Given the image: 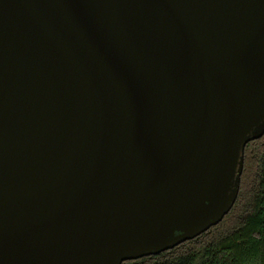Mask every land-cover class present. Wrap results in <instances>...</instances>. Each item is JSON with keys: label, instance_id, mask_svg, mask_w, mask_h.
<instances>
[{"label": "water", "instance_id": "95a60500", "mask_svg": "<svg viewBox=\"0 0 264 264\" xmlns=\"http://www.w3.org/2000/svg\"><path fill=\"white\" fill-rule=\"evenodd\" d=\"M263 133L264 0H0V264L194 239Z\"/></svg>", "mask_w": 264, "mask_h": 264}, {"label": "trees", "instance_id": "16d2710c", "mask_svg": "<svg viewBox=\"0 0 264 264\" xmlns=\"http://www.w3.org/2000/svg\"><path fill=\"white\" fill-rule=\"evenodd\" d=\"M122 264H264V133L245 145L239 192L221 222L172 249Z\"/></svg>", "mask_w": 264, "mask_h": 264}, {"label": "rangeland", "instance_id": "374dc122", "mask_svg": "<svg viewBox=\"0 0 264 264\" xmlns=\"http://www.w3.org/2000/svg\"><path fill=\"white\" fill-rule=\"evenodd\" d=\"M231 219H232V217H230L229 219H227V221H226V222H227V223H228V222H230V221H231Z\"/></svg>", "mask_w": 264, "mask_h": 264}]
</instances>
